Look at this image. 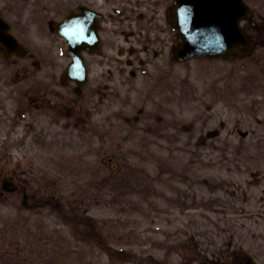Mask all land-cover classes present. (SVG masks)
<instances>
[{"label":"rangeland","instance_id":"1","mask_svg":"<svg viewBox=\"0 0 264 264\" xmlns=\"http://www.w3.org/2000/svg\"><path fill=\"white\" fill-rule=\"evenodd\" d=\"M70 3L72 0H0V7L10 13L21 37L34 50H41V43L52 36L48 21L63 15ZM175 36L165 32L169 42L175 40ZM169 42L165 40L169 46H165V56L168 50L165 58V114H162L165 121H161L158 114L159 121L152 124L156 129L149 133H134L130 123L111 124L115 128L114 136H126L125 140L117 138L114 144L106 143L103 151L93 153L88 151L98 149V146H91L85 138L69 136L71 141L62 139L55 136L52 127L44 124L41 144L35 149L34 143L24 144L21 141L19 127L14 135L4 133L15 124L12 119H9L12 124L4 123L0 114V173L17 177L14 173L18 172L17 179L27 192L25 196L23 191L0 196V264H188L191 261L185 262L172 251L176 245L172 237L177 236L180 223L170 227L165 220L166 148H178L179 160L183 161L188 155L183 150L185 147L190 150L201 134L219 128L222 131L220 139L228 138L230 147L226 144L200 145L208 146L197 149L210 155L209 160L216 161L218 155L225 152L250 156L264 154V143L257 142L261 127L249 117L244 121L248 116L244 110L239 113L244 105L256 100L259 102L258 115L264 119V93H260L263 97L256 94L249 97V92L255 87L251 83L246 84V81L250 82L252 77H239L235 89L242 90L240 95L237 92L239 98L236 99L241 101L234 103L235 108L231 105L233 95L221 85L223 82L215 86L216 81L225 77H210L214 75L215 68L220 69L219 72L225 71L227 59L210 57L203 61L180 63ZM60 57L58 53L53 55L54 60ZM209 63L214 65L205 67ZM17 67L4 63L0 56V75L10 78ZM188 92L195 94L185 103L183 100ZM171 94L175 96L168 101L166 98ZM200 97L205 98L199 101ZM184 107L189 109L183 112ZM176 110L182 111L183 116L173 117ZM158 112H163L162 108ZM238 116L240 119L231 123ZM135 126L141 131L140 125ZM176 127L181 128L182 141L168 144L166 136ZM232 131L234 134L229 135ZM5 136H8L7 141ZM240 137L245 139L244 145ZM211 141L208 140V143ZM101 156L107 162L105 178L101 176L102 172H98ZM116 163L122 170L120 182H116V177L108 176L112 164ZM26 165L27 169L20 170ZM209 170L222 172L223 177H227L225 167L221 168L218 164L211 165ZM39 174L48 177L42 180V185L53 184L56 179H60L61 185L56 186V190L41 189L37 186L40 182L35 181ZM101 189L102 193L99 192ZM78 200L79 205L71 210V202ZM241 209L238 207L239 211ZM248 210L251 211L250 208ZM175 212L178 213L177 209ZM220 228L227 230L223 226ZM230 228L240 232L235 224H230ZM219 252L222 254V251ZM133 258L136 259L134 262L131 261ZM218 258L207 262L194 260L193 264H219Z\"/></svg>","mask_w":264,"mask_h":264},{"label":"flooded vegetation","instance_id":"2","mask_svg":"<svg viewBox=\"0 0 264 264\" xmlns=\"http://www.w3.org/2000/svg\"><path fill=\"white\" fill-rule=\"evenodd\" d=\"M244 2L253 12L251 20L243 21L244 30L251 34L259 49H264V0ZM80 3L103 14L100 47L94 52H83L89 80L85 85L62 81L58 73L63 70V63L73 61L67 53L66 59L58 60H42L34 53L31 67L24 68L32 71L33 77H17L15 81L21 90V100L15 102L14 108L19 111V120L34 129L31 132L34 136L25 137L24 143H35L36 128L44 124L66 137L73 129L95 136L105 122L101 77H154L153 64L165 56V11H170L176 0H75L68 12ZM254 17L262 19L254 21ZM65 45L69 49L67 40ZM90 77L98 79L87 89ZM9 99L15 101L12 97ZM262 205L264 208V201ZM259 220L260 227H264V209ZM246 245H257V248L246 251L242 248ZM228 257V264H264V235L257 244H232Z\"/></svg>","mask_w":264,"mask_h":264},{"label":"water","instance_id":"3","mask_svg":"<svg viewBox=\"0 0 264 264\" xmlns=\"http://www.w3.org/2000/svg\"><path fill=\"white\" fill-rule=\"evenodd\" d=\"M81 15L77 14L76 16H69L58 25V30L61 34L68 36V26L74 23ZM195 17H184L176 24L177 26L183 28L186 32V46L183 48V51L191 50L195 53L201 52H214L219 46H226L227 42L230 40L237 41L240 32L237 29V19L234 18V21L228 22L225 18L210 20L206 22H193ZM83 23H79V26H83ZM226 26H232V29L227 30ZM10 26L5 22V20L0 16V42L2 43V51L4 54L6 52H24L22 47L19 45L17 39L9 33ZM76 30V27L74 28ZM192 39L196 41V46L190 44ZM208 42L205 46L201 45V42ZM212 42V46H210ZM76 43V42H75ZM221 50V49H220ZM180 52V50H179ZM82 68L81 66H75ZM9 190H13L14 187H7Z\"/></svg>","mask_w":264,"mask_h":264}]
</instances>
